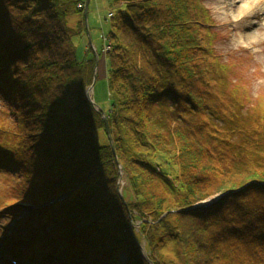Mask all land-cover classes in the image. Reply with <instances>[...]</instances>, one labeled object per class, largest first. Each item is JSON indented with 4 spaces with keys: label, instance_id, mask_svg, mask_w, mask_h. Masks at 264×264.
Returning <instances> with one entry per match:
<instances>
[{
    "label": "trees",
    "instance_id": "trees-1",
    "mask_svg": "<svg viewBox=\"0 0 264 264\" xmlns=\"http://www.w3.org/2000/svg\"><path fill=\"white\" fill-rule=\"evenodd\" d=\"M79 2L0 0V97L12 107L3 109L0 161L24 167L16 202L32 206L10 239L24 247L6 242L5 255L27 264H264V97L251 99L217 55L208 8L118 0L108 13L113 152L107 137L96 143L104 124L85 97L94 58L76 56L83 18L67 20L83 11Z\"/></svg>",
    "mask_w": 264,
    "mask_h": 264
},
{
    "label": "rangeland",
    "instance_id": "rangeland-1",
    "mask_svg": "<svg viewBox=\"0 0 264 264\" xmlns=\"http://www.w3.org/2000/svg\"><path fill=\"white\" fill-rule=\"evenodd\" d=\"M78 1L85 2V0ZM117 1L88 0L86 28L75 37L77 58L80 59L86 55L93 57L94 64L96 63L91 96L95 104L104 112L110 108L111 98L107 88L108 59L103 47L107 44L106 34L110 29V18L107 14L121 8V3ZM202 1L216 22L214 30L218 33V38L214 48L217 55L232 64V77L244 79L251 99L264 97V0H230L231 3L228 0ZM82 18L83 11L70 14L67 18L68 24L74 27ZM5 108L12 110V107L2 104L0 97V124L5 120L3 112ZM95 140L98 145L106 143V136L102 130L95 131ZM4 161L2 163L0 161V251L2 250L3 253L8 249L6 242L14 249L24 247L20 240L10 242L17 229L13 224L32 209L30 205H21L20 201L16 202V191H19V185L22 183L16 177H21L24 167L12 164L8 159ZM124 186L125 180L122 177L121 190ZM12 198L16 204L7 206L6 203L12 201ZM138 225L139 220L132 223L135 231ZM17 232L22 233V228L19 231L16 230V234ZM8 235L9 237H6ZM141 243H144L142 239ZM1 255L0 264H12L11 260H7L10 258L8 255L5 253L2 257ZM16 260L27 264L24 259L16 258Z\"/></svg>",
    "mask_w": 264,
    "mask_h": 264
},
{
    "label": "water",
    "instance_id": "water-1",
    "mask_svg": "<svg viewBox=\"0 0 264 264\" xmlns=\"http://www.w3.org/2000/svg\"><path fill=\"white\" fill-rule=\"evenodd\" d=\"M87 4H88V0H85V2H84V8H83V24H84V28H86V23H87ZM89 44H90V40H89ZM95 70H96V63L93 66L91 83H90V85H88L85 88V97L87 98V100L89 101V103L92 105V107L97 112H99L101 114V118L103 120L104 130H105V134H106V137H107L108 144H109L111 150L114 152L113 143H112V139H111L110 132H109V126H108V121H107L106 113L104 111H102L95 104V102H94V100H93V98L91 96V90H92V86H93V83H94ZM117 168H118V174H119L118 185H117V192H118L120 198L123 199V195H122V192H121L122 190L120 188V180L123 177V168H122L121 164H119V163L117 164ZM223 194H225V193H223ZM223 194H217V195L213 196L212 198H209V199H207V200H205V201H203L201 203H198V204L194 205V207L195 208H200V207L209 206V205L215 203L216 201H218ZM138 246L140 247V253H141V255L144 257V259L146 261L149 262L147 253H146L145 248H144V243H138Z\"/></svg>",
    "mask_w": 264,
    "mask_h": 264
},
{
    "label": "built area",
    "instance_id": "built-area-1",
    "mask_svg": "<svg viewBox=\"0 0 264 264\" xmlns=\"http://www.w3.org/2000/svg\"><path fill=\"white\" fill-rule=\"evenodd\" d=\"M77 7L78 8H82L83 7V4L82 3H78L77 4ZM107 16H110V14H108ZM105 40V39H104ZM105 51H107L108 50V45L106 44V45H104V48H103Z\"/></svg>",
    "mask_w": 264,
    "mask_h": 264
},
{
    "label": "bare ground",
    "instance_id": "bare-ground-1",
    "mask_svg": "<svg viewBox=\"0 0 264 264\" xmlns=\"http://www.w3.org/2000/svg\"><path fill=\"white\" fill-rule=\"evenodd\" d=\"M228 2H230V3H231V1H230V0H228Z\"/></svg>",
    "mask_w": 264,
    "mask_h": 264
}]
</instances>
